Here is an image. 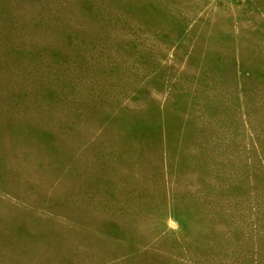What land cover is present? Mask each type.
<instances>
[{
    "label": "rangeland",
    "instance_id": "obj_1",
    "mask_svg": "<svg viewBox=\"0 0 264 264\" xmlns=\"http://www.w3.org/2000/svg\"><path fill=\"white\" fill-rule=\"evenodd\" d=\"M0 264H264V0H0Z\"/></svg>",
    "mask_w": 264,
    "mask_h": 264
}]
</instances>
